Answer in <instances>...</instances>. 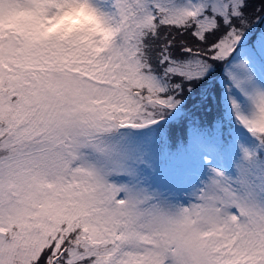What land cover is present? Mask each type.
<instances>
[{"label": "snow or ice", "instance_id": "obj_1", "mask_svg": "<svg viewBox=\"0 0 264 264\" xmlns=\"http://www.w3.org/2000/svg\"><path fill=\"white\" fill-rule=\"evenodd\" d=\"M0 264H264V0H0Z\"/></svg>", "mask_w": 264, "mask_h": 264}]
</instances>
